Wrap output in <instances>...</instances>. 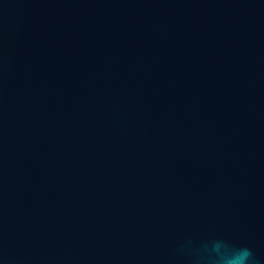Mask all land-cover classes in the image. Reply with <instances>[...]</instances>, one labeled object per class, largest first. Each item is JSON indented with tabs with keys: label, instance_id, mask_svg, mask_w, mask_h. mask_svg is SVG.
I'll return each mask as SVG.
<instances>
[{
	"label": "water",
	"instance_id": "1",
	"mask_svg": "<svg viewBox=\"0 0 264 264\" xmlns=\"http://www.w3.org/2000/svg\"><path fill=\"white\" fill-rule=\"evenodd\" d=\"M264 264V0H0V264Z\"/></svg>",
	"mask_w": 264,
	"mask_h": 264
},
{
	"label": "clouds",
	"instance_id": "2",
	"mask_svg": "<svg viewBox=\"0 0 264 264\" xmlns=\"http://www.w3.org/2000/svg\"><path fill=\"white\" fill-rule=\"evenodd\" d=\"M219 264H259L253 251L248 247H233L223 241L212 246Z\"/></svg>",
	"mask_w": 264,
	"mask_h": 264
}]
</instances>
